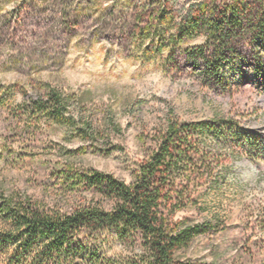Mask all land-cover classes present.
Instances as JSON below:
<instances>
[{"label":"rangeland","instance_id":"obj_1","mask_svg":"<svg viewBox=\"0 0 264 264\" xmlns=\"http://www.w3.org/2000/svg\"><path fill=\"white\" fill-rule=\"evenodd\" d=\"M234 1L176 0L173 23L156 35L161 11L152 0H0V192L67 211L104 202L80 182L83 173L130 183L169 123H202L192 150L222 164L191 185L196 206L175 220H210L216 231L186 256L264 264V35L238 40L217 73L194 58L200 49L214 57L204 30L190 35L180 24L188 14L214 22ZM241 4L255 14L264 0ZM160 40L170 41L161 52ZM50 90L65 98L73 123L37 111ZM10 254L0 251V264Z\"/></svg>","mask_w":264,"mask_h":264},{"label":"trees","instance_id":"obj_2","mask_svg":"<svg viewBox=\"0 0 264 264\" xmlns=\"http://www.w3.org/2000/svg\"><path fill=\"white\" fill-rule=\"evenodd\" d=\"M152 1L158 2L161 11L156 24H150L157 33L173 23L169 6L176 0ZM243 1L225 4L223 16L214 22L200 24L188 14L180 23L190 35L204 30L214 57L209 60L200 49L194 58L204 60L217 73L234 54L238 40L264 35V6L253 14ZM168 43L160 40L158 50L163 51ZM34 104L56 124L74 122L65 98L55 90L38 97ZM203 129L202 123H169L158 148L139 166L130 183L94 169L83 173L80 182L104 202L91 200L67 211L0 192L4 225L0 251L11 253L9 264H202L186 255L194 240L216 231L215 224L175 217L196 206L197 192L191 185L211 177L222 164L217 154L192 150V134ZM260 224L264 229V218Z\"/></svg>","mask_w":264,"mask_h":264}]
</instances>
